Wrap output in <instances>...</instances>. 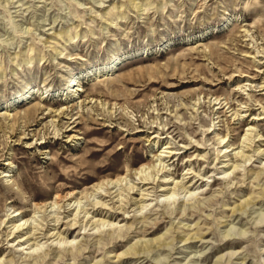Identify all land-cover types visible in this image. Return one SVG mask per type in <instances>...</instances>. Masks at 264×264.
<instances>
[{
  "label": "rangeland",
  "instance_id": "obj_1",
  "mask_svg": "<svg viewBox=\"0 0 264 264\" xmlns=\"http://www.w3.org/2000/svg\"><path fill=\"white\" fill-rule=\"evenodd\" d=\"M116 55L108 72L95 70ZM62 105L78 139L44 127ZM263 106L264 0H0V219L150 163L152 126L180 148L167 158L173 178L193 172L184 181L196 183L192 194L151 193L110 231L44 238L41 253L8 242L2 226L0 264H264V155L254 152L264 148V118L252 124L262 140L246 151L251 160L223 173L240 163L234 153ZM209 127L229 134L228 157ZM5 171L20 186L7 185Z\"/></svg>",
  "mask_w": 264,
  "mask_h": 264
},
{
  "label": "bare ground",
  "instance_id": "obj_2",
  "mask_svg": "<svg viewBox=\"0 0 264 264\" xmlns=\"http://www.w3.org/2000/svg\"><path fill=\"white\" fill-rule=\"evenodd\" d=\"M121 59H123L121 55L113 56L112 59H110L107 63H103L100 64V66H97L95 70L100 72H103L105 70L104 72H108L110 67L112 66V63ZM80 83L81 77L79 76L72 77L67 80L68 87L80 85ZM34 91L35 90L31 89L30 87L25 93L26 95L24 94V99L29 97V95H32ZM44 97L46 96L44 93H42L40 95V99H43ZM215 100L217 101L214 103V105H217L218 110L215 109L216 111L215 113H213L219 114L221 112L219 111V109L224 107L223 102L219 98H216ZM20 102L21 99L20 101L15 99L14 103L8 106L13 108ZM262 108L264 110V106ZM231 110H233V108ZM238 112L239 111L235 110V112L233 113L235 114V117L239 116L240 113ZM25 114L26 113H24L23 115L25 116ZM263 114L264 111L257 117L252 118V123L248 125L249 127L244 135L245 137L243 138L242 144L238 146V150H236L234 153V157H236V160L240 161V163L234 162L232 165L226 164L225 166H223V173L228 174L231 170L230 168H232L233 170L239 169L240 167H242L241 162L245 163L248 160H251L252 156L247 154L246 151H249L250 147L256 144V141L262 140L261 138L256 140L257 137H260V133H253L255 128L252 124L257 120L259 121L263 119ZM47 115H53V117L56 118L54 119L52 117L53 119L44 126L46 131H49L52 128V133L54 134L53 137H57V139H59L61 138V136H67V141L78 139L77 134L79 131L77 129L78 124L76 123V120L74 122L63 121V118L68 119V116L72 115L69 112L68 106L62 105L57 109H49ZM7 117L9 118L10 114H8ZM65 124L68 125L64 129L63 127ZM160 126H162V124H160ZM152 127L156 128V130L150 132L148 130V132L151 133L152 136L150 135L147 140H149L152 144L151 151L156 153H154V155L152 156L150 163H142L134 170L133 173L132 171L130 173L128 170L126 175H118L117 178L115 177L96 182L92 186H89L88 188L80 192L71 191L64 196L61 193H57V195H55L56 197L52 201L35 203L33 214L27 213V211L20 212L19 209L4 214L5 217L0 219V228L4 226V229H6L4 231L6 234V240H8V242L17 241L18 243L16 245H19L20 247L23 246L24 248H28L34 251H40L41 249L42 251V247L44 246V238L46 240L45 243L48 241H57L58 244H62L64 242L72 243L76 238L73 237L71 239L72 233L76 231L77 228L81 230L83 228H87L88 226H93V228L97 230L101 228H105V230L103 231L112 230L113 226L117 224V222H119L116 221L119 215H124L126 212H129V209L132 207H134V210H142L146 208L151 203L152 198L150 197L152 195L151 193L153 192L155 193L154 196H156V198H159L160 195H164L168 198H174L177 196V194L179 195L183 192L185 194L194 193L195 189L193 188L196 183L192 184V182L187 181L190 182L187 186L186 182L184 181L185 179H187L185 175H188L189 173L192 174L193 172H187L183 175L182 180H176V178H173V171H171V168H168L169 164H166L167 158L170 157V159H172L174 156L180 153V151H178L180 149L179 146L175 145V143L172 141V137H169L168 135L165 136L163 132H160L164 131L165 127ZM188 127H191V125H188ZM211 129L212 127H209L204 131V133L208 135L210 133L217 132L215 128L213 130ZM136 132L145 131L142 129H138ZM220 133H216L217 140H219V152H224L225 154L223 153V157H228L229 151H233L229 150L231 147V145H229V140L226 142V138L229 137V134H223L220 136ZM23 134L24 139H31L30 133H26V131H24ZM34 136H36V134L32 135V138ZM42 139L43 140L40 142L27 141V147L32 148L38 145L46 144V137L43 136ZM161 142L162 144H164V146L161 147V150L155 151V146L157 144H161ZM34 144H36V146H34ZM197 148L199 149V147ZM254 152L258 153V155H264V148L261 149L260 146L258 149H255ZM9 159H7L4 164L8 166L12 165V158L10 160ZM189 170H191V168ZM3 173L5 179L7 178L5 180L7 182V185L13 186V189H15L16 185L20 186L17 180H8L9 177L14 176L10 173V171H5ZM127 178H130V182ZM158 192H161V194H159ZM115 193L117 194L114 195ZM135 195H137L138 197H135ZM107 197H109V200H111V202H108V199H106ZM115 198H117L116 202ZM41 212H44V215H38ZM46 212L48 213L45 214ZM39 217H41V220L38 219ZM143 217H146V215H144ZM124 219H127V217H125ZM63 225L65 226L62 228ZM58 244L55 246L56 248L61 247L60 245L58 246ZM233 254L235 253L230 254L232 257H230L229 255L230 258L228 259V261H232L231 259L233 258Z\"/></svg>",
  "mask_w": 264,
  "mask_h": 264
}]
</instances>
